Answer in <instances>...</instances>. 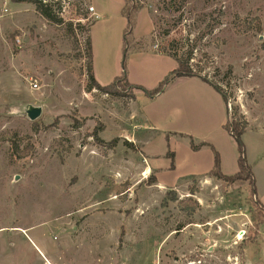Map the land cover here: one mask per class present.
Here are the masks:
<instances>
[{"label": "rangeland", "instance_id": "obj_1", "mask_svg": "<svg viewBox=\"0 0 264 264\" xmlns=\"http://www.w3.org/2000/svg\"><path fill=\"white\" fill-rule=\"evenodd\" d=\"M48 2L61 25L0 0V264H264V0ZM172 55L227 104L195 77L129 88ZM241 121L256 195L208 174L214 150L238 173Z\"/></svg>", "mask_w": 264, "mask_h": 264}, {"label": "trees", "instance_id": "obj_2", "mask_svg": "<svg viewBox=\"0 0 264 264\" xmlns=\"http://www.w3.org/2000/svg\"><path fill=\"white\" fill-rule=\"evenodd\" d=\"M14 1L15 2H27V3L34 4L36 6L37 12L43 18H45V20H47L50 24L61 25L63 23L62 19L58 18L57 15H55L52 12V8L49 5L48 0H14ZM140 9H141V7L134 8L135 11H138ZM123 14L126 15L128 21H129V25L133 26L132 15L130 13L126 12V10H124V9H123ZM172 56H173L172 58H174L178 62L179 66L176 70H174L170 74L169 78H167L157 89H155L153 91H147L144 89H140V87H135V86L132 87L131 85L128 84L130 86L129 88H131L133 90H135V89L143 90V91H145L147 96H149L150 98H155V97L159 96L160 94H162L164 87L169 83V81L172 78H174V77H188V78L196 77V78H200L203 81L209 83L218 93H220L222 95L225 103L227 104V97L223 93V91L219 87L214 85L213 83L208 82L207 79L200 76L198 73L194 72L193 69L189 65V58L186 61H183L174 55H172ZM88 59H89V63L87 65V72H88L89 80L91 82L89 90L96 89V90H100V91H104V92L109 91L110 85L106 86V87L101 86L96 82V80L94 78L93 55H92V47H91L90 39L88 40ZM122 81H125V80L122 79ZM241 122L242 123L236 122L233 124V128H232L233 131H230L229 125L225 124V129L237 141V143L239 145L240 157H239V162H238V165H239L238 173L233 175V176L224 175L221 172L219 155L213 149L215 152V162H214V167H213L212 171L210 172V175L214 176L217 180H222V181L227 182V183H234V182L239 181V180L251 181V184L254 185V195H256L254 175H253L251 168L246 163V160L244 157V145L242 143V136L244 135V133L247 130V123L245 121L244 122L241 121ZM97 141L101 142L99 139H97ZM115 144H116V142L109 143L110 149H114L116 146ZM191 145H192V148L194 151H198L204 146H209L208 144H205V143H202L200 145H195L193 139H191ZM259 204L262 207V210L264 212V206H262V204L260 202H259Z\"/></svg>", "mask_w": 264, "mask_h": 264}, {"label": "water", "instance_id": "obj_3", "mask_svg": "<svg viewBox=\"0 0 264 264\" xmlns=\"http://www.w3.org/2000/svg\"><path fill=\"white\" fill-rule=\"evenodd\" d=\"M42 113L40 108H32L28 111V116L31 120H36Z\"/></svg>", "mask_w": 264, "mask_h": 264}, {"label": "built area", "instance_id": "obj_4", "mask_svg": "<svg viewBox=\"0 0 264 264\" xmlns=\"http://www.w3.org/2000/svg\"><path fill=\"white\" fill-rule=\"evenodd\" d=\"M89 12L92 14V16H94L95 17V19H99V16L97 15V13H96V10H95V8L94 7H90L89 8ZM32 88L34 89V90H39V85L37 84V83H33L32 85ZM240 234H245V232H242V233H240ZM240 236V235H239ZM239 238V237H238ZM242 238H243V236H242Z\"/></svg>", "mask_w": 264, "mask_h": 264}, {"label": "crops", "instance_id": "obj_5", "mask_svg": "<svg viewBox=\"0 0 264 264\" xmlns=\"http://www.w3.org/2000/svg\"><path fill=\"white\" fill-rule=\"evenodd\" d=\"M94 76H95V74H94ZM95 78V77H94ZM196 78V77H195ZM200 79V78H199ZM95 80H96V78H95ZM202 80V79H201ZM203 81V80H202ZM96 82L98 83V81L96 80ZM205 82V81H204ZM207 83V82H206ZM99 84V83H98ZM100 85V84H99ZM102 86V85H101ZM224 100V99H223ZM225 102V101H224ZM226 104V103H225ZM213 169V168H212ZM212 169L208 172V174L212 171ZM146 172H147V174H148V172H149V169H147L146 170ZM207 174V175H208ZM146 176V175H145ZM255 190H256V185H255ZM257 200L259 201V198H258V196H257ZM260 202V201H259ZM261 203V202H260ZM262 206H264V204H262Z\"/></svg>", "mask_w": 264, "mask_h": 264}, {"label": "bare ground", "instance_id": "obj_6", "mask_svg": "<svg viewBox=\"0 0 264 264\" xmlns=\"http://www.w3.org/2000/svg\"><path fill=\"white\" fill-rule=\"evenodd\" d=\"M145 175H147V172L145 173Z\"/></svg>", "mask_w": 264, "mask_h": 264}]
</instances>
